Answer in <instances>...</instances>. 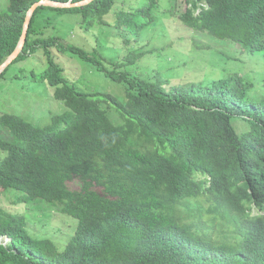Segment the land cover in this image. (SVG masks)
Masks as SVG:
<instances>
[{
  "label": "trees",
  "instance_id": "16d2710c",
  "mask_svg": "<svg viewBox=\"0 0 264 264\" xmlns=\"http://www.w3.org/2000/svg\"><path fill=\"white\" fill-rule=\"evenodd\" d=\"M8 1L0 12V66L42 0ZM118 1L40 6L22 52L0 74L1 83L14 65L43 51L48 65L31 77L66 107L44 128L14 114L0 116V149L7 154L0 187L21 192L26 202L58 203L78 220L59 250L52 239L34 236L24 216L0 206V264H264V95L253 94L241 72L209 83L173 84L159 74L143 79L123 69L145 58L144 49H131L120 61L98 60L96 49L91 54L48 34L55 25L47 10L79 15L86 28L115 26L134 37L128 27L138 24L140 34L155 21L160 0L116 12ZM183 1L185 11L174 15L186 27L264 54V0ZM52 49L124 84L126 99L79 90Z\"/></svg>",
  "mask_w": 264,
  "mask_h": 264
},
{
  "label": "rangeland",
  "instance_id": "374dc122",
  "mask_svg": "<svg viewBox=\"0 0 264 264\" xmlns=\"http://www.w3.org/2000/svg\"><path fill=\"white\" fill-rule=\"evenodd\" d=\"M8 4V0H0V12ZM134 7H141V0H119L115 10L118 12ZM185 8L183 0H160L154 8L156 19L148 28L139 34L135 32L138 24L128 27L137 38L121 33L115 26L95 25L86 28L79 15H60L47 10L55 25V29L49 30L48 34L68 46H80L91 54L96 49L98 60L107 56L120 61L127 58L131 49H144L148 53L145 58L123 69L143 79L156 80L159 74L173 84L199 81L209 83L222 78L226 73L241 72L251 82L253 94L264 95V54H251L232 40L218 39L186 27L174 15V11L182 13ZM170 11L173 12L171 16ZM45 12L41 13L44 20L47 18ZM111 20H115V15ZM52 51L56 62L63 69L64 77L79 90L109 93L121 100L126 99L124 84L108 79L95 66L77 56L62 57L57 49ZM47 65L43 51L25 63L14 65L0 83V116L4 113L14 114L36 127L44 128L55 115L66 111L64 103L55 99L46 83L31 77L32 71L43 70ZM20 67H25L27 73L20 72ZM6 155L0 149V160ZM70 186L77 188L75 183ZM20 195L22 193L17 190L4 191L0 187V206L9 213L24 216L34 236L50 238L59 250H64L75 234L78 220L63 214L58 203H50L41 198L26 202Z\"/></svg>",
  "mask_w": 264,
  "mask_h": 264
},
{
  "label": "water",
  "instance_id": "95a60500",
  "mask_svg": "<svg viewBox=\"0 0 264 264\" xmlns=\"http://www.w3.org/2000/svg\"><path fill=\"white\" fill-rule=\"evenodd\" d=\"M94 0H84L78 3H74L73 0H71L68 3H60V2H54L50 0H42L38 3H36L28 12V15L26 17L25 25H24V32L22 35V38L20 40V43L16 50L13 52V54L8 58V60L0 66V74L9 66L13 63L14 60L17 59L19 54L22 52L25 43L27 41V36H28V31L29 27L32 21V17L35 13V11L40 7V6H50L54 8H73V7H80V6H85L93 2Z\"/></svg>",
  "mask_w": 264,
  "mask_h": 264
},
{
  "label": "clouds",
  "instance_id": "9594fccd",
  "mask_svg": "<svg viewBox=\"0 0 264 264\" xmlns=\"http://www.w3.org/2000/svg\"><path fill=\"white\" fill-rule=\"evenodd\" d=\"M20 55V54H19ZM200 179V178H199ZM257 213V211H255L254 212V214H256ZM259 214H263V212L260 210L259 212H258ZM9 242H10V240L8 239V238H6V239H2L1 240V243L3 244V245H5L6 247L9 245Z\"/></svg>",
  "mask_w": 264,
  "mask_h": 264
},
{
  "label": "bare ground",
  "instance_id": "6f19581e",
  "mask_svg": "<svg viewBox=\"0 0 264 264\" xmlns=\"http://www.w3.org/2000/svg\"><path fill=\"white\" fill-rule=\"evenodd\" d=\"M31 8H32V7H31ZM262 210H263V209H262ZM262 210H261V211H262Z\"/></svg>",
  "mask_w": 264,
  "mask_h": 264
}]
</instances>
